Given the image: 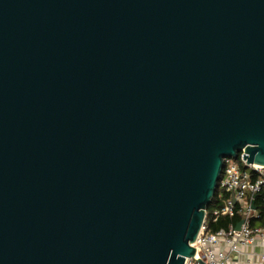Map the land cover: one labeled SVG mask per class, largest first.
I'll return each instance as SVG.
<instances>
[{
  "label": "water",
  "instance_id": "95a60500",
  "mask_svg": "<svg viewBox=\"0 0 264 264\" xmlns=\"http://www.w3.org/2000/svg\"><path fill=\"white\" fill-rule=\"evenodd\" d=\"M239 155L264 0H0V264H185Z\"/></svg>",
  "mask_w": 264,
  "mask_h": 264
},
{
  "label": "built area",
  "instance_id": "2783aa9c",
  "mask_svg": "<svg viewBox=\"0 0 264 264\" xmlns=\"http://www.w3.org/2000/svg\"><path fill=\"white\" fill-rule=\"evenodd\" d=\"M225 160L218 182L221 193L230 195L225 206L213 212L214 222L221 217L240 216L237 225L212 232L207 224V212L201 232L192 245L197 249L185 264H264V228L254 227L257 208H252L255 196L264 193V168ZM243 167V168H242ZM264 204V202H263ZM240 227V228H238Z\"/></svg>",
  "mask_w": 264,
  "mask_h": 264
},
{
  "label": "trees",
  "instance_id": "16d2710c",
  "mask_svg": "<svg viewBox=\"0 0 264 264\" xmlns=\"http://www.w3.org/2000/svg\"><path fill=\"white\" fill-rule=\"evenodd\" d=\"M235 161L238 163H241V155H239L238 159H236ZM229 198H230V195L221 193L219 188H217L216 194L209 208L207 209V224L209 226V229L212 232H217L222 229H227L231 225H237V223L240 221L241 217L236 216L234 218L221 217L216 222H214V218H213L214 210L223 208ZM263 202H264V193H261L255 199V206L257 208L258 217L257 219L254 218L252 220V225L254 227L264 228V204Z\"/></svg>",
  "mask_w": 264,
  "mask_h": 264
}]
</instances>
